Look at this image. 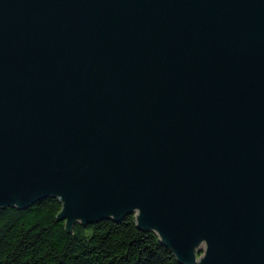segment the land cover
I'll use <instances>...</instances> for the list:
<instances>
[{
  "label": "water",
  "instance_id": "1",
  "mask_svg": "<svg viewBox=\"0 0 264 264\" xmlns=\"http://www.w3.org/2000/svg\"><path fill=\"white\" fill-rule=\"evenodd\" d=\"M47 198L264 264V0H0V210Z\"/></svg>",
  "mask_w": 264,
  "mask_h": 264
},
{
  "label": "trees",
  "instance_id": "2",
  "mask_svg": "<svg viewBox=\"0 0 264 264\" xmlns=\"http://www.w3.org/2000/svg\"><path fill=\"white\" fill-rule=\"evenodd\" d=\"M62 211L56 198L0 210V264H181L156 232L138 226L136 213L69 232Z\"/></svg>",
  "mask_w": 264,
  "mask_h": 264
},
{
  "label": "rangeland",
  "instance_id": "3",
  "mask_svg": "<svg viewBox=\"0 0 264 264\" xmlns=\"http://www.w3.org/2000/svg\"><path fill=\"white\" fill-rule=\"evenodd\" d=\"M200 255H201V254H198V258H200Z\"/></svg>",
  "mask_w": 264,
  "mask_h": 264
}]
</instances>
